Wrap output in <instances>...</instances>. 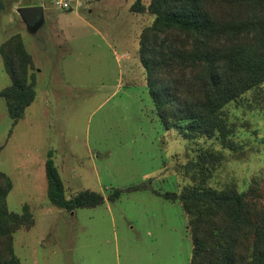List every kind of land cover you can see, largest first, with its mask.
Returning <instances> with one entry per match:
<instances>
[{"label":"rangeland","instance_id":"1","mask_svg":"<svg viewBox=\"0 0 264 264\" xmlns=\"http://www.w3.org/2000/svg\"><path fill=\"white\" fill-rule=\"evenodd\" d=\"M0 1V44L19 33L36 77L35 98L9 137L0 97V173L12 182L6 205L20 213L27 204L34 218L13 233L20 264H187L192 245L181 205L152 190L180 192L198 182V166L186 172V165L205 150L220 157L204 185L244 191L254 183L264 193V83L223 108L233 130L229 146L187 141L154 111L137 53L153 17L131 12L135 0H66L69 10L54 0ZM31 5L43 15L28 28L18 9ZM8 84L0 56V90ZM49 150L68 196L91 189L106 197L141 183L147 189L92 208L58 209L46 197Z\"/></svg>","mask_w":264,"mask_h":264},{"label":"trees","instance_id":"2","mask_svg":"<svg viewBox=\"0 0 264 264\" xmlns=\"http://www.w3.org/2000/svg\"><path fill=\"white\" fill-rule=\"evenodd\" d=\"M129 9L153 17L139 34L137 53L162 125L177 128L187 141L205 138L229 146L233 130L223 108L264 83V0H135ZM0 56L10 78L0 90L11 121L9 137L35 98L36 77L19 33L0 44ZM46 155V197L58 209L92 208L106 199L116 201L123 192L147 189L141 183L113 188L106 197L90 189L68 196L53 150ZM219 157L205 150L196 163H187L186 172L198 166L194 185L152 192L181 205L192 245L187 264H264V193L256 192L254 183L244 191L204 185ZM11 188V180L0 173V264H20L13 233L34 224L27 204L20 213L8 210Z\"/></svg>","mask_w":264,"mask_h":264},{"label":"water","instance_id":"3","mask_svg":"<svg viewBox=\"0 0 264 264\" xmlns=\"http://www.w3.org/2000/svg\"><path fill=\"white\" fill-rule=\"evenodd\" d=\"M18 13L28 28L38 26L42 21L43 7L41 5L23 6Z\"/></svg>","mask_w":264,"mask_h":264},{"label":"built area","instance_id":"4","mask_svg":"<svg viewBox=\"0 0 264 264\" xmlns=\"http://www.w3.org/2000/svg\"><path fill=\"white\" fill-rule=\"evenodd\" d=\"M54 3L63 10H69L71 4L66 0H54Z\"/></svg>","mask_w":264,"mask_h":264},{"label":"crops","instance_id":"5","mask_svg":"<svg viewBox=\"0 0 264 264\" xmlns=\"http://www.w3.org/2000/svg\"><path fill=\"white\" fill-rule=\"evenodd\" d=\"M65 185V184H64ZM66 188V187H65ZM91 190V189H90Z\"/></svg>","mask_w":264,"mask_h":264}]
</instances>
